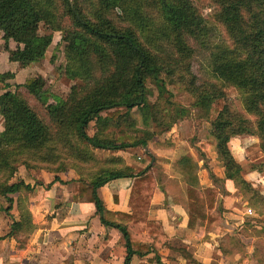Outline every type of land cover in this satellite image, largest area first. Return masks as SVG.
<instances>
[{
  "label": "trees",
  "instance_id": "obj_1",
  "mask_svg": "<svg viewBox=\"0 0 264 264\" xmlns=\"http://www.w3.org/2000/svg\"><path fill=\"white\" fill-rule=\"evenodd\" d=\"M211 1L218 7L215 17L224 25L229 42L211 49L210 67L218 82L200 83L193 71L195 49L191 41L205 45L210 27L191 0H0V30L10 60L26 67L45 59L53 35L41 32L44 24L50 30L62 32L68 74L80 80L66 99L56 97L57 103H50L53 95L42 76L30 77L17 84V90L0 95L5 125L0 135V196L10 203L6 211H10L16 197L21 216L13 222L7 236L34 227L27 198L32 187L23 181H10L18 164L38 168L42 162L52 163L60 157L56 144H63L62 152L70 162L64 165L62 155L61 167L48 170L64 172L76 167L80 177L72 181L74 197L80 202L94 203L102 223L122 232L127 247L124 264H130L135 254L158 253L170 245L162 222L148 219L158 182L153 163L136 171L123 158L100 161L92 150L148 147L154 131H145L146 138L129 132L114 137L110 128L129 123L134 129L131 115L134 109L141 111L145 122L148 117L160 122L162 117L156 112L160 107L149 99L150 84L166 100L169 84H178L191 94L193 105L211 121L226 179L238 182L264 208V195L244 178L243 167L229 146L232 137L256 135L260 143L252 146L261 152L254 159L264 154V0ZM117 8L123 12L122 22L112 17ZM67 20L69 24L65 25ZM10 40L18 44L15 50L10 48ZM6 74L0 75L1 81ZM21 87L46 108L51 125L23 98ZM224 87L241 92L243 106L254 120L231 110ZM91 122L98 125L94 135L88 132ZM78 161L102 165L96 166L87 177L77 167ZM184 164L189 165V161ZM256 168L262 169L259 164ZM124 177L134 179L130 215L106 209L98 192L108 182ZM213 194L208 203L200 196L196 184L189 187L190 226L198 218L204 221L209 217L210 222L219 219V211L206 213L207 206L213 208ZM3 238L0 236V240ZM177 250L186 258V264H203L188 250Z\"/></svg>",
  "mask_w": 264,
  "mask_h": 264
},
{
  "label": "crops",
  "instance_id": "obj_2",
  "mask_svg": "<svg viewBox=\"0 0 264 264\" xmlns=\"http://www.w3.org/2000/svg\"><path fill=\"white\" fill-rule=\"evenodd\" d=\"M4 44L3 31L0 30V75L10 72L14 76L12 79L0 80V95L7 90L14 91V84H23L31 77V66L22 67L18 62L11 61ZM9 46L15 50L18 44L10 40ZM4 130V118L0 113V135ZM138 149L128 147L113 153L124 157L126 163L135 167L136 171H141L147 165L131 158L135 154L133 151L138 153ZM143 150L147 151L148 147ZM185 154V157L196 160L193 148L186 149ZM215 159H212V164L216 162ZM23 169L20 168L19 177L33 188L28 195V208L34 227L7 236L13 222L19 221L21 216L16 197L10 211H6L10 203L7 198L0 196V236L4 237L0 240V264H124L127 247L122 232L102 223L101 214L97 213L94 203L75 199L72 181L79 176L74 171L54 175ZM217 176L222 180L226 193H221L220 187L212 183L204 188L218 190L216 194L210 189L215 196L212 198L213 208L207 206L206 213L211 215L212 210L219 211V219L210 222L209 217L204 221L198 218L193 226L189 224V186L186 181L180 182L184 189L172 188L170 183L162 186L157 182L148 219L162 222L170 245L158 253L150 252L143 256L135 254L130 264H186V258L177 250L179 248L188 250L203 264H264L263 246L260 244L264 240V234L261 233L264 222L258 224L252 221V226L247 222V218L253 215L247 213V201L238 193L234 181L226 179L224 166ZM260 181L264 182V177ZM133 182V178L124 177L102 186L98 192L106 209L130 215ZM260 187L264 195V185ZM210 190L206 192L210 193ZM197 191L209 203L208 194L201 193L199 189Z\"/></svg>",
  "mask_w": 264,
  "mask_h": 264
},
{
  "label": "rangeland",
  "instance_id": "obj_3",
  "mask_svg": "<svg viewBox=\"0 0 264 264\" xmlns=\"http://www.w3.org/2000/svg\"><path fill=\"white\" fill-rule=\"evenodd\" d=\"M191 1L203 14L210 27L205 45L196 43L193 40L191 41V44L195 49L193 71L200 83L206 80H215L218 82L214 78L210 67L211 49L214 45L221 42L228 43L229 38L224 25L217 21L215 17L218 7L211 0ZM112 17L116 21L122 22L123 12L117 8L112 11ZM65 23V25H68L69 21L67 20ZM41 32L52 34L53 42L47 51L45 59L41 62L30 65L31 68L29 71V77H44L46 80V87L53 95L50 98V103H57L58 100H56V97L66 99L71 92L72 86L79 84L80 80L78 78L73 79V77L68 74L65 51L66 42L63 40L62 32L50 30L44 24L41 26ZM6 73L8 74H6L5 79L14 78L10 72ZM16 85L17 84H14V91L17 90ZM149 87L151 89L149 96L151 104L160 107L156 111L158 116L160 118L162 117L160 122H154L151 117H148V122H145L141 111L139 109H134L131 111L133 122L135 124L134 129L131 128L129 123H122L120 126L115 125L110 128L111 135L117 137L119 134L129 132L137 134V136L141 138H146L145 131H154V136L148 140V150L144 151L143 147H136L139 148L138 153L134 150L133 152L135 154H133L131 158L146 165L153 163V171L156 172L155 174L157 176V180L162 186H165L166 183H170L172 188L180 187V189H184V187L180 185V182L184 183L186 181L189 187L192 186V184H196L199 191L205 194L207 193V190L209 191L211 189V187H204H207L212 183L215 187H220L221 193H226L222 180H220L217 176V173L220 172V168L223 164L217 157L216 139L212 133L210 119L204 116L205 112L193 105L194 99L191 94L186 92L178 84L168 85V100L159 96V91L154 84H150ZM224 89L228 97L226 102L231 110L244 114L254 120L255 117L247 114L243 106V97L241 92L234 87H224ZM19 92L23 98L26 99L40 114V116L51 125V118L49 117L46 108L34 97H32L24 87L19 88ZM123 112H125V110H123ZM169 123L171 124L167 127ZM97 127L98 125L96 122H91L88 128L89 134L94 135ZM71 139L72 142L77 143L75 138ZM259 143L260 140L256 135L242 134L232 137L229 142V146L235 158L243 167L244 178L253 183L254 186L261 192L262 188L260 185H264V182H259V180L261 177H264V154H261L259 158L254 159V156L257 155L258 152H261V150L258 147L252 146ZM63 146V144H56V149L60 157H57L55 161L52 160V163L42 162L38 168L27 167L22 163L18 164L17 171L10 181L25 182V180L19 177V170L21 167L24 168V171H44L54 175L74 171L80 177V174L74 169L76 167L72 165H69L68 167L72 166L74 168H69L64 172H52L48 170L49 168L53 169L55 167H61L59 160H61L62 155L64 156L62 151L65 147ZM248 147L252 148L248 150ZM189 148H193L195 150L196 160H192L188 158V156L185 157V151ZM92 150L100 161H104L112 157L124 159V157L114 154V151L111 150ZM138 156H141L142 158L139 159ZM65 157L66 156L62 158L65 159ZM213 158H216V162L214 164H212ZM188 161L189 165L184 164ZM68 162H70V160L65 159L64 165H67ZM78 164L79 165L77 167H80L83 174L88 175L87 177H90L96 166L102 165V163H85L80 161H78ZM258 164L261 165V170L260 168H256ZM133 168L136 170L135 167ZM251 172L253 173L251 174ZM169 176H173V178H170ZM193 180H196V182H192ZM31 181H33V179ZM234 183L238 188V193L243 196V200L247 201L246 208L250 207L253 209V216L252 218H247V222H250L251 226L253 225L252 221H255V223L258 224L264 222L263 216L260 218L261 220L258 221L259 216H261L260 213H264L263 206L257 203L255 198L251 199V194L249 192H247L248 194L245 193L242 188H240L238 182L234 181ZM29 185L31 186V184ZM211 190H213L216 194L218 193L217 188H213ZM211 190L210 193H207L210 198L213 194ZM2 201L5 205L7 204L4 199H2ZM3 210L4 208H2V211ZM261 233L264 234V230H262ZM262 241L263 242H260V244L263 246L262 251L264 256V240Z\"/></svg>",
  "mask_w": 264,
  "mask_h": 264
},
{
  "label": "built area",
  "instance_id": "obj_4",
  "mask_svg": "<svg viewBox=\"0 0 264 264\" xmlns=\"http://www.w3.org/2000/svg\"><path fill=\"white\" fill-rule=\"evenodd\" d=\"M247 213H248L249 215H252V214H253V209L249 207V208L247 209Z\"/></svg>",
  "mask_w": 264,
  "mask_h": 264
}]
</instances>
